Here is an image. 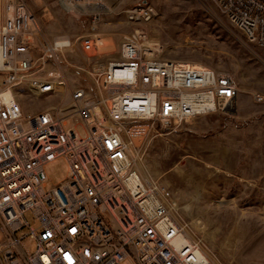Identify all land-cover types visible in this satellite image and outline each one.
Returning <instances> with one entry per match:
<instances>
[{
    "label": "built area",
    "instance_id": "built-area-1",
    "mask_svg": "<svg viewBox=\"0 0 264 264\" xmlns=\"http://www.w3.org/2000/svg\"><path fill=\"white\" fill-rule=\"evenodd\" d=\"M102 1L58 0L66 11ZM213 1L264 47V0ZM100 11L92 10L94 27ZM156 16L151 4L128 8L133 29L118 54L101 69L83 68L91 86L66 88L64 79L42 76L41 65L72 63L66 54L77 43L94 55L103 37L42 40L26 0H0V264H214L195 244L174 241L182 229L173 214V192L161 180L142 177L135 153L160 125L233 113L241 87L229 71L161 57L146 27ZM22 86L38 95L66 89L69 102L25 112L17 97ZM60 157L69 174L48 190L45 166ZM30 210L36 226L25 218ZM26 226L28 232L18 237ZM28 237L35 244L32 253L22 247Z\"/></svg>",
    "mask_w": 264,
    "mask_h": 264
},
{
    "label": "rangeland",
    "instance_id": "rangeland-1",
    "mask_svg": "<svg viewBox=\"0 0 264 264\" xmlns=\"http://www.w3.org/2000/svg\"><path fill=\"white\" fill-rule=\"evenodd\" d=\"M26 1L38 17L42 40L87 33L104 39L94 55L83 53L77 43L76 51L66 54L72 63L41 65L42 76L64 79L66 88L91 86L83 68L101 69L118 54L119 44L133 29L127 9L142 3L157 12L146 27L161 57L233 74L241 87L233 113L212 112L160 125L159 133L138 142L134 163L144 179L161 180L172 190L178 225L214 264H264V47L250 41L213 0H103L92 7L77 4L71 11L58 0ZM92 10H101L95 27ZM17 97L28 113L69 102L66 89L38 95L22 86ZM45 170L49 190L68 176L69 164L60 157ZM25 218L37 225L32 210ZM28 230L26 226L16 235ZM4 239L0 228V243ZM21 243L27 253L34 251L31 238Z\"/></svg>",
    "mask_w": 264,
    "mask_h": 264
},
{
    "label": "bare ground",
    "instance_id": "bare-ground-1",
    "mask_svg": "<svg viewBox=\"0 0 264 264\" xmlns=\"http://www.w3.org/2000/svg\"><path fill=\"white\" fill-rule=\"evenodd\" d=\"M186 62H189V61H186ZM189 63L195 64V65H202V64H200V62H189ZM13 97H14V95H13L12 92H8V93L5 95V98H6L7 100H9V101H11V100L13 99ZM140 177H141V176H140ZM174 241H175L178 245H180V246H182V245H184V244H186V243H191V242H190V239H189V235H188L185 231L180 232V234H178V235L175 237ZM198 251H199L200 253H203V251H201L200 248H198ZM203 254H204V253H203Z\"/></svg>",
    "mask_w": 264,
    "mask_h": 264
}]
</instances>
